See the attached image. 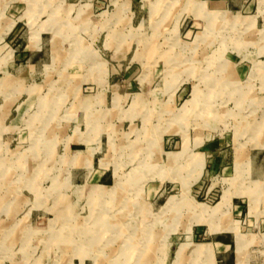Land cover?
<instances>
[{
  "label": "rangeland",
  "instance_id": "rangeland-1",
  "mask_svg": "<svg viewBox=\"0 0 264 264\" xmlns=\"http://www.w3.org/2000/svg\"><path fill=\"white\" fill-rule=\"evenodd\" d=\"M235 236L264 264V0H0V264Z\"/></svg>",
  "mask_w": 264,
  "mask_h": 264
},
{
  "label": "crops",
  "instance_id": "crops-1",
  "mask_svg": "<svg viewBox=\"0 0 264 264\" xmlns=\"http://www.w3.org/2000/svg\"><path fill=\"white\" fill-rule=\"evenodd\" d=\"M79 153V152H78ZM104 187V186H103ZM107 188V187H106ZM237 241L236 236L234 237V241H225L221 237L216 238V241L214 243H209L205 245L206 248H211V251L214 254L215 252L213 248L216 250V254L218 256V261L214 264H238V252H237ZM232 247L234 248V251L231 252Z\"/></svg>",
  "mask_w": 264,
  "mask_h": 264
},
{
  "label": "bare ground",
  "instance_id": "bare-ground-1",
  "mask_svg": "<svg viewBox=\"0 0 264 264\" xmlns=\"http://www.w3.org/2000/svg\"><path fill=\"white\" fill-rule=\"evenodd\" d=\"M198 253L200 254L201 252H197L196 255H197ZM202 254H203V252H202ZM200 255H201V254H200Z\"/></svg>",
  "mask_w": 264,
  "mask_h": 264
}]
</instances>
